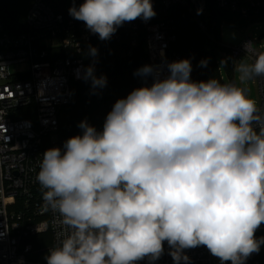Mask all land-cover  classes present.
I'll list each match as a JSON object with an SVG mask.
<instances>
[{
  "label": "clouds",
  "instance_id": "obj_1",
  "mask_svg": "<svg viewBox=\"0 0 264 264\" xmlns=\"http://www.w3.org/2000/svg\"><path fill=\"white\" fill-rule=\"evenodd\" d=\"M68 13L101 41L157 14L152 0H73ZM88 55L83 79L96 93L108 81L95 74L98 49L90 45ZM166 69L138 68L134 76L153 82L117 99L102 130L84 119L81 134L43 152L36 180L65 228L46 264H155L165 242L173 264H191L186 250L199 246L220 264L260 252L264 107L235 82L193 81L191 59ZM234 70L242 84L264 77V53Z\"/></svg>",
  "mask_w": 264,
  "mask_h": 264
},
{
  "label": "built area",
  "instance_id": "obj_2",
  "mask_svg": "<svg viewBox=\"0 0 264 264\" xmlns=\"http://www.w3.org/2000/svg\"><path fill=\"white\" fill-rule=\"evenodd\" d=\"M148 21L136 19L119 27L110 40L101 41L82 21L68 20L43 0H33L28 13L29 31L14 34L0 25V264H46L48 249L65 233L57 214L47 208L36 180L42 154L51 147H62L58 138L59 115L72 103V86L83 79L85 54L94 42L125 40L132 54L145 34V49L151 65L163 68L180 60L174 52L177 42L174 22L161 15ZM219 9L244 18L264 14V0H215ZM174 5L185 8L202 28L208 0H165L164 12ZM198 10L200 14H198ZM228 50V60L246 56L253 63L255 42ZM248 43L247 50L244 45ZM225 54V52H224ZM230 58V59H229ZM259 107H264V77H257ZM28 115L29 117L23 118ZM102 130L103 124L96 127ZM165 252L155 264H173L165 242ZM191 264H220L208 249L186 250ZM137 264H147L146 260ZM230 264V262H227ZM246 264H262V246Z\"/></svg>",
  "mask_w": 264,
  "mask_h": 264
},
{
  "label": "trees",
  "instance_id": "obj_3",
  "mask_svg": "<svg viewBox=\"0 0 264 264\" xmlns=\"http://www.w3.org/2000/svg\"><path fill=\"white\" fill-rule=\"evenodd\" d=\"M43 1L56 13L64 15L68 20H75L68 13L73 0ZM75 2L79 5L83 0H75ZM164 2L165 0H154L156 10L161 13L158 20L169 18L174 22L177 42L173 45V50L181 59H191V79L206 81L215 77L224 83L219 67V57L222 52H226V47L222 43L221 29L223 25L246 28L257 17H241L219 9L215 0H208L207 11L202 17L204 25L202 28L201 24L180 5H174L164 12ZM32 3L33 0H0V25L14 34L28 32L27 18ZM91 46L98 49V56L95 58V74L105 75L108 81L107 86L93 93L90 80H82L73 84L72 103L63 108L59 115L58 138L60 140L65 141L69 137L81 134L78 123L84 119L95 127L102 125L117 99L126 98L133 89L145 83L151 85L153 82L151 77L145 81L134 76L138 68L150 64L145 49L144 33L138 46L133 48L132 54L125 40L94 42ZM204 59L208 60L206 67L200 66V61ZM85 61V67L93 63V58L88 55V51L85 54ZM26 117L29 116H23V118ZM256 236L263 235L259 233ZM262 247V264H264V245Z\"/></svg>",
  "mask_w": 264,
  "mask_h": 264
},
{
  "label": "rangeland",
  "instance_id": "obj_4",
  "mask_svg": "<svg viewBox=\"0 0 264 264\" xmlns=\"http://www.w3.org/2000/svg\"><path fill=\"white\" fill-rule=\"evenodd\" d=\"M264 35V14L253 19L252 22L246 28L239 26L223 25L221 29V38L223 46L226 47L225 54L222 52L219 57V67L221 75L224 82H235L237 86L243 87L248 96L255 100L256 102L259 99L258 88L256 84V78L246 81L243 84L239 81V73L234 70V64H238L243 61L245 63L251 64L250 59L246 56H242L241 60H228L227 64H221L222 60L228 59L229 55L228 50L232 48L241 47L247 37H250L252 40L260 39ZM255 49L260 50L264 53V39L261 42H255ZM261 233L264 236V226H261L256 235ZM263 249V247H262ZM263 258V257H262Z\"/></svg>",
  "mask_w": 264,
  "mask_h": 264
},
{
  "label": "water",
  "instance_id": "obj_5",
  "mask_svg": "<svg viewBox=\"0 0 264 264\" xmlns=\"http://www.w3.org/2000/svg\"><path fill=\"white\" fill-rule=\"evenodd\" d=\"M261 39H264V35H263V36H261Z\"/></svg>",
  "mask_w": 264,
  "mask_h": 264
}]
</instances>
